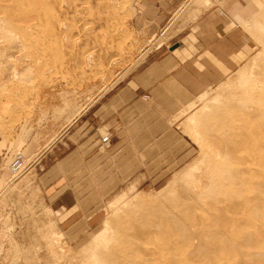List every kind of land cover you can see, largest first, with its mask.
Instances as JSON below:
<instances>
[{"label":"rangeland","instance_id":"374dc122","mask_svg":"<svg viewBox=\"0 0 264 264\" xmlns=\"http://www.w3.org/2000/svg\"><path fill=\"white\" fill-rule=\"evenodd\" d=\"M138 2L0 0V140L10 149L0 157V264H264V142L259 161L239 156L247 159L241 170L250 186L207 178L211 153L230 156L231 127L244 115L237 77L264 79V14L248 26L257 44L252 57L200 95L181 122L192 144L187 160L166 171L157 166L151 179L135 174L89 183L108 193L97 198L99 225L82 246L69 245L57 230L40 177L59 172L51 168L67 154V137L89 106L186 22L182 17L171 29L147 35ZM181 3L176 17L191 0ZM17 149L28 163L12 173ZM70 171L83 174V158L63 161L62 172ZM75 183L88 184L68 182ZM107 225L105 243L95 250ZM149 231L157 247L148 251L139 238Z\"/></svg>","mask_w":264,"mask_h":264},{"label":"crops","instance_id":"0c3cea01","mask_svg":"<svg viewBox=\"0 0 264 264\" xmlns=\"http://www.w3.org/2000/svg\"><path fill=\"white\" fill-rule=\"evenodd\" d=\"M181 1L139 0L137 19L147 35L171 29L182 17L186 22L169 43L149 51L89 106L67 137V154L51 168L59 172L48 170L39 179L57 230L69 245L85 244L100 223L97 198L108 193L89 183L135 174L151 179L157 166L166 171L183 164L192 144L180 124L192 104L253 55L257 44L248 26L264 14V0H191L194 5L176 17ZM9 151L0 140V157ZM72 155L83 158V174L62 172L63 161ZM74 178L88 184H68ZM4 187L0 177V192Z\"/></svg>","mask_w":264,"mask_h":264},{"label":"bare ground","instance_id":"6f19581e","mask_svg":"<svg viewBox=\"0 0 264 264\" xmlns=\"http://www.w3.org/2000/svg\"><path fill=\"white\" fill-rule=\"evenodd\" d=\"M263 37H264V35H263ZM253 79L252 78L249 79L244 74V72H241L240 75L237 77V81L239 82L240 92H241L240 95L238 96L240 99L238 104L240 103L239 104L240 107L243 108V111H244L243 114L244 115L240 119L237 118L238 121H236L235 123L233 122V126L231 127L232 130H231V128L229 129V130H231V137H234V139H233L234 145L231 146L232 150L230 151L231 157L228 154L227 155L229 157L225 154H224L225 156H222L218 152L211 153V156H210L211 161H209L211 163V169H210V171H208L209 177H207L210 180H212L213 177L217 176V177L222 179L221 181H223V183L227 182V180L230 179V181H232V183L235 182V185L236 184H243L246 187L251 185V182H249L248 180L243 178V175L245 173H243V171L241 170V165L246 164L247 159L249 161L254 162L256 160V158H258V161H259L260 152L262 149L261 147H263V142H264V79L259 80L257 78L258 80H256V81H253ZM239 105H238V109L240 110ZM217 112H218V110L216 111V114H217ZM225 112H228V111H225ZM235 113H239V112H235ZM237 115L240 116V114H237ZM239 116H235L234 118L239 117ZM227 136H228V134H227ZM230 139L232 140V138H230ZM226 140H227V138H226ZM207 146L211 147V144H209ZM227 149H228V147H227ZM240 154H243L244 156H249V157L243 161L239 157ZM222 157H223V159H222ZM226 159H229V162H227ZM204 179L205 178L200 179L196 183L202 184ZM261 182H264V181H261ZM211 183L212 182H210V184ZM262 184L259 183V185H262ZM259 185H257V186L259 187ZM261 188L264 189L263 187H261ZM107 230H108V225L106 226V229L95 238L94 245L92 244L96 248V249L94 248L95 250H97L103 243H105L104 237H105V233L107 232ZM138 234L140 235V233H138ZM155 236H156V234L152 231L146 232L143 235H141V237L139 238V240H141L139 244L140 245H146L145 247L147 248L146 250H148V251H149L148 247L151 245L153 246L152 249H154V247H157V244L155 243ZM135 241H136V239H135ZM139 244H137V246ZM125 245H127V244H125ZM123 247H126V246H123ZM156 249H155V251H156ZM157 252H158V249H157ZM160 252H162V251H160ZM163 257H164V255H163ZM153 258H154V256H153ZM107 259H109V258H107ZM162 261H163V259H162ZM140 264H142V263H140Z\"/></svg>","mask_w":264,"mask_h":264},{"label":"built area","instance_id":"2783aa9c","mask_svg":"<svg viewBox=\"0 0 264 264\" xmlns=\"http://www.w3.org/2000/svg\"><path fill=\"white\" fill-rule=\"evenodd\" d=\"M28 163V158L21 149H17L12 154V159L9 163V169L12 173H18L23 170Z\"/></svg>","mask_w":264,"mask_h":264}]
</instances>
